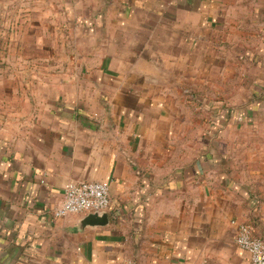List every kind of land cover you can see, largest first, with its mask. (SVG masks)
<instances>
[{
	"label": "crops",
	"instance_id": "0c3cea01",
	"mask_svg": "<svg viewBox=\"0 0 264 264\" xmlns=\"http://www.w3.org/2000/svg\"><path fill=\"white\" fill-rule=\"evenodd\" d=\"M233 6L0 0V264H251L236 236L248 224L264 244V121L203 107L229 61L237 93L245 64L264 95V47L238 43L264 9ZM184 94L193 126L170 103ZM78 182L108 185V225L54 216Z\"/></svg>",
	"mask_w": 264,
	"mask_h": 264
},
{
	"label": "rangeland",
	"instance_id": "374dc122",
	"mask_svg": "<svg viewBox=\"0 0 264 264\" xmlns=\"http://www.w3.org/2000/svg\"><path fill=\"white\" fill-rule=\"evenodd\" d=\"M230 4H233V8L229 9L227 12V15H229L231 20H235L238 15L239 16H247L250 13V10L255 8L259 10H262L264 8L263 4H260L259 2H256V0H249L250 3H247V5H244L246 2L245 0H229ZM248 1V0H247ZM244 20V19H243ZM243 20H241L243 23ZM256 23L253 24V26L250 29H255L257 32H259V28L262 27L264 28V20H261L260 18L258 20H255ZM261 21V22H260ZM229 29V27H228ZM242 35H239V46H245L249 48L248 46L250 45V41L255 44L256 42L258 43L259 46L264 47V32H259L258 36L256 37V40L252 41L250 38V33L251 31H241ZM253 35V34H251ZM235 38L233 39L234 41H237L238 35L234 36ZM244 51L240 50V55H241V62H244V56H243ZM239 69V68H238ZM225 70V82L222 84L220 82H217L220 79L221 74H213L210 75L208 78L214 79V81L209 84L208 88L211 90V92H215L217 89L223 90L222 93V98L220 99H213V98H208L203 100V107L204 105L207 106L208 110H224L220 111L221 113L216 114L214 116L215 120L217 122H231L232 120L238 121L240 120L241 122H248V114L252 113V110H257L258 113L260 114L258 118L252 119V122H262L264 121V95L260 93V96L256 98H251L248 90L250 89V83H248V76L252 74V69L248 67V65L243 64V66L240 67L239 70V78L241 79V91L240 93H237V84L236 82L232 81V76L236 75V68H233L232 62L229 61V64L226 65ZM218 76V77H217ZM219 78V79H218ZM247 80V82H246ZM233 82V83H232ZM184 86H187L184 89H188L189 85L183 83ZM172 107L174 110H177V114L182 119V122L190 120L192 123V126L196 124V122L199 120L200 116H195L193 110H199L201 106H199V103L197 99L194 97H187L186 94L182 96L181 98L178 99H172L171 102ZM230 111L231 113L234 114L232 115H226L227 111ZM179 119V118H178ZM193 131V130H192ZM194 134V132H190L189 136L191 134ZM192 134V135H193ZM242 139H245V137H242Z\"/></svg>",
	"mask_w": 264,
	"mask_h": 264
},
{
	"label": "built area",
	"instance_id": "2783aa9c",
	"mask_svg": "<svg viewBox=\"0 0 264 264\" xmlns=\"http://www.w3.org/2000/svg\"><path fill=\"white\" fill-rule=\"evenodd\" d=\"M110 192L107 184L99 182H78L68 184L64 190L63 202L55 208L54 216L65 218L70 215H88L107 212L110 208ZM236 244L247 252L251 264H264V244L253 233V227L241 225Z\"/></svg>",
	"mask_w": 264,
	"mask_h": 264
},
{
	"label": "water",
	"instance_id": "95a60500",
	"mask_svg": "<svg viewBox=\"0 0 264 264\" xmlns=\"http://www.w3.org/2000/svg\"><path fill=\"white\" fill-rule=\"evenodd\" d=\"M109 218L106 212L103 213H93L88 214L81 221V229L84 228H95V227H104L108 225Z\"/></svg>",
	"mask_w": 264,
	"mask_h": 264
}]
</instances>
